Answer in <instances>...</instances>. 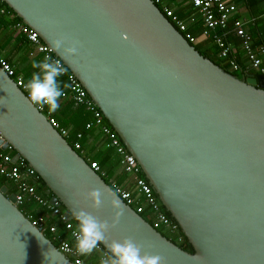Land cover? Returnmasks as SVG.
Masks as SVG:
<instances>
[{
    "label": "water",
    "instance_id": "95a60500",
    "mask_svg": "<svg viewBox=\"0 0 264 264\" xmlns=\"http://www.w3.org/2000/svg\"><path fill=\"white\" fill-rule=\"evenodd\" d=\"M1 1L80 82L194 253L123 200L110 240L132 237L165 264H264V76L225 72L151 0ZM61 36L79 42L78 55L52 47ZM9 148L71 221L83 209L113 223L106 198L98 209L84 199L111 186L0 67V150ZM7 193L0 188V264H73Z\"/></svg>",
    "mask_w": 264,
    "mask_h": 264
},
{
    "label": "built area",
    "instance_id": "2783aa9c",
    "mask_svg": "<svg viewBox=\"0 0 264 264\" xmlns=\"http://www.w3.org/2000/svg\"><path fill=\"white\" fill-rule=\"evenodd\" d=\"M165 15V17L175 26V28L184 35L191 45L198 42V38L188 30V24L174 9V5H170L171 0H151ZM194 11H196L202 19V37L212 40L213 44L219 49V58L226 61L230 70L233 72L240 71L245 77L249 71H253L259 76H264V42L255 43L252 36L246 28V22L241 19H235L231 23L233 15L238 11L237 6L229 0H188ZM3 2L0 0V5ZM1 15H8L6 9L0 10ZM195 19H192V22ZM231 24V25H230ZM230 26L232 28L230 29ZM16 31L24 35L29 42L36 46L39 53L52 57L53 60L58 58L52 51L41 41L39 35L32 31L23 22L15 24L13 27ZM232 34L240 40L241 49L248 63L247 67H243L237 63V49L234 44L229 41L228 37ZM62 63V62H61ZM63 64V63H62ZM0 67L5 73L12 78L17 86L25 93L27 98L29 93L25 88L26 83L21 77L17 76V72L10 62L0 53ZM67 74V68L63 64ZM69 93L63 96L64 99L71 97L75 106H85L87 110L94 113L95 124L90 123L87 129L90 130L94 125L100 128L103 135L107 137V148H113L120 156L122 173L127 177L124 184L110 178L108 173L104 171L98 162L91 161L92 158L87 156L88 151L83 147L82 139L84 135L78 133L75 140L71 139V133L68 129L62 128L60 124L52 117V112L47 106H36L42 112L49 123L61 134L72 148L89 164L100 177L108 180L111 187H117L121 191L122 200L132 207L139 215L147 213L151 219V225L158 231L167 232L174 237L177 243L182 244L184 239L180 236L179 225L172 221L165 213L163 206L155 194L152 186L148 183L142 174L137 160L127 151L124 144L114 132L113 129L103 124L101 112L96 110L97 106L88 96L86 90L81 86L80 82L71 74L69 76ZM35 106V105H34ZM98 109V108H97ZM13 150L9 148L7 151L0 150V176L16 187L15 206L20 210L21 207L27 208L23 215L27 218L33 227L39 230L43 235H50L53 242L57 244L58 250L67 257L73 264H88L84 256L76 252V242L71 233L75 227L64 213V209L58 203L52 204L51 198L39 193L36 185L33 183L40 177L37 172L29 165L26 159L19 157L16 162L13 161L14 156L9 152ZM131 182V183H130ZM133 185L134 189L130 190L126 185ZM130 186V185H129ZM10 194L9 188L7 196ZM29 205H33L28 207ZM38 206V209L47 211L46 214H38L37 211H31L30 208ZM37 210V209H35ZM70 225L72 227H70ZM62 226L66 234H60L59 227ZM47 237V236H46ZM175 242V244H177ZM178 245V244H177ZM101 254V258L106 253L102 245H98L95 250Z\"/></svg>",
    "mask_w": 264,
    "mask_h": 264
},
{
    "label": "clouds",
    "instance_id": "9594fccd",
    "mask_svg": "<svg viewBox=\"0 0 264 264\" xmlns=\"http://www.w3.org/2000/svg\"><path fill=\"white\" fill-rule=\"evenodd\" d=\"M50 43L61 53L63 58L78 55V41L61 36L52 39ZM66 43L68 46L65 47ZM32 67L39 71L34 72L25 85L29 93L30 104L40 107L47 106L49 110L56 111L60 107V99L65 95L58 83V77L65 72L61 60H53L52 57L45 56L42 61H34ZM102 198L109 201L115 212L113 223L109 224L106 220L101 221L83 209L74 210L73 215L77 223L71 235L76 242V252L82 256L90 255L98 245L104 243L107 252L101 258L100 264H165L164 257L145 252L143 245L137 243L132 237H126L119 241L110 240L108 233L115 227L119 217L123 214L121 191L117 187H101L84 195L86 201H91L90 207L93 209L102 206ZM70 227L72 226L70 225ZM35 234L42 240L40 235ZM45 257L49 259L48 253L45 254Z\"/></svg>",
    "mask_w": 264,
    "mask_h": 264
},
{
    "label": "crops",
    "instance_id": "0c3cea01",
    "mask_svg": "<svg viewBox=\"0 0 264 264\" xmlns=\"http://www.w3.org/2000/svg\"><path fill=\"white\" fill-rule=\"evenodd\" d=\"M229 1L233 2L238 8L237 13L233 15L230 23L235 19L244 20L247 23L246 28L248 32L250 31L255 32L257 37L254 38L255 42L257 43H260L262 41L264 42V0H229ZM169 4L174 5V9L178 14L182 12L185 17L188 18L189 16L195 17L194 23L193 22L190 23V21H188L187 24H188V30L198 38L197 44L201 45L204 49H208L211 48L212 46L213 47L216 46L213 44L212 40L210 39L205 40L201 36L202 19L199 16V14L196 11H194L188 0H171ZM179 15L182 19H184V17L181 14ZM194 24H197L198 26L196 28H192ZM197 28L200 29V32L198 34L192 32L198 30ZM231 28L232 26H230V29ZM15 32L16 31L14 30V28H9L4 33L0 34V37L4 35L1 40L2 43L0 44V52L14 67V69L17 72V76L21 77L24 80V82L27 84V82L31 79L33 73L39 71L38 69H34L32 67L33 62L42 61L44 55L37 51V49L35 48L36 46L33 43L31 42L26 43L24 41H21L20 37H17L16 34L17 32L16 33ZM228 39L230 42L234 44L235 48L237 49L236 50L237 59H239L240 65L246 68L248 63L241 49L240 40L232 34L229 35ZM212 56H215L216 60L221 62V64L227 65L226 61L219 58L218 51L216 49ZM249 74H256V73L253 71H249ZM70 99H71L70 96L67 100H64V98H62V100L60 99L59 110L62 109L63 107H66V105L69 104V102H71L72 99L71 100ZM72 137L73 135H71L72 140L76 139V137L75 138ZM85 139H86L88 152L91 154L92 158L99 157L100 160L104 161L103 170L108 173L109 177L117 180L119 183L124 184V182L127 181L128 179L122 173L121 165H120L121 158L116 153V151L114 153V151H111L109 148H107V143H108L107 137L103 136L100 130L96 128L94 129V131L92 132L90 131V134H87V137ZM111 158L112 161L109 162ZM129 185L127 184L126 187L133 190L134 189L133 185L132 186ZM13 188L16 189L14 185ZM38 210H39L37 212L38 214L47 213V211L45 210H41V209ZM59 231H60V227H59ZM99 256L101 258L100 253Z\"/></svg>",
    "mask_w": 264,
    "mask_h": 264
},
{
    "label": "trees",
    "instance_id": "16d2710c",
    "mask_svg": "<svg viewBox=\"0 0 264 264\" xmlns=\"http://www.w3.org/2000/svg\"><path fill=\"white\" fill-rule=\"evenodd\" d=\"M2 8L6 9L8 15L5 16V15H1V13H0V34L4 33L9 28H13L15 26V24L22 22V20L20 18H18L15 15V13L7 5H5L4 3H2L0 5V10ZM179 14H181L184 17V20L190 21V23L192 22V19H195L194 16H189V18L188 17H185L182 12H180ZM197 26H198L197 24H194V26H192V28H196ZM197 29L198 30H195V31H192V32L198 34L200 32V29L199 28H197ZM16 32L15 33L17 34V37H20L21 41H24L26 43L29 42L28 39L24 35H22L18 31H16ZM250 35L252 36L253 40L255 41L254 38H257L255 32L254 31L251 32ZM3 36L4 35L1 36V40H2ZM201 36H202V34H201ZM205 40H209V39H205ZM255 43H257V42H255ZM193 46L195 47V49L202 56H204L205 58L213 61L217 66H219L221 69H223L228 74H231L232 76L236 77L237 79H240V80L243 79V76L244 75L240 71H238V72H232V71H230V67L229 66L221 64V62H219V61L216 60L215 56H212L213 53L215 52V49L217 51H219L218 47H216V46L213 47L212 46L211 47L212 49L211 48L204 49L199 44L193 45ZM44 57H45V55H44ZM237 63L240 64L239 59H237ZM66 70H67V74L65 76L58 77V83L60 84V86H61V88H62V90L64 91L65 94L69 93V91H68L69 90V76L71 75L70 71L68 69H66ZM62 98H61V100H62ZM68 98H66L64 100H67ZM96 110L98 112H101L97 108H96ZM101 116L103 118V120H102L103 121V124L106 125L107 127H110L112 129V127L110 126V124L108 123V121L104 118L103 114H101ZM52 117L60 124V126L62 128L68 129L70 131L71 135H73L72 138H75L78 133H82L84 135V137L82 139V144H83V147L88 151V148H87V145H86V139L85 138L87 137V134H90V131L92 132V131H94V129L97 128V126L94 125L90 130L87 129V125L88 124H90V123L95 124V121H94V118H95L94 117V113H92L91 111L87 110V108L85 106H75L74 105V102L71 100V102H69V104H67L66 107H63L60 110L58 108L56 111H52ZM97 129H99L100 132L102 133V131H101L100 128H97ZM68 142L69 143H72L71 140H69ZM109 149L111 151H114V153H115V150L113 148H109ZM9 152L13 156L16 155V153H15L14 150H11ZM91 161L98 162V164L100 163V166H102L101 168L103 169V163H104V161L100 160L99 157H94V158H92ZM110 161H112V158L109 160V162ZM89 164H90V162H89ZM6 181L7 180L5 178H3V177L0 176V188L5 185V182ZM105 181L108 183V180H105ZM33 183L36 185L38 192L39 193H42V194H44L46 196L47 187H46L45 183L42 181V179L39 178L37 181H34ZM15 190L16 189H14V191ZM30 206H33V205H29L28 207H30ZM163 209H164V207H163ZM30 210L36 212V210L34 208H32V207L30 208ZM164 211L171 218V220L174 221L172 219V217L170 216V214L165 209H164ZM142 217L147 222L150 223V220L151 219L149 218V216H148L147 213L142 214ZM73 223H74V225H76L77 222L76 221H73ZM180 231H181V229H180ZM162 234L169 239V237L167 235H165L164 232H162ZM180 236H182L183 239H184V242L182 244L177 243L175 239L170 238V240L173 241L174 243L176 242L179 245V247H181L184 251L189 252V253H194V250H193L192 246L189 244L188 240L186 239V237L184 236V234L182 233V231L180 232ZM47 238L51 240V238L48 235H47ZM53 243H55V242H53ZM55 246H57L56 243H55ZM94 258H95V256L93 257V255H91V254L84 256V259L86 260V262L88 264H94L93 263ZM100 260H101V258H100Z\"/></svg>",
    "mask_w": 264,
    "mask_h": 264
},
{
    "label": "rangeland",
    "instance_id": "374dc122",
    "mask_svg": "<svg viewBox=\"0 0 264 264\" xmlns=\"http://www.w3.org/2000/svg\"><path fill=\"white\" fill-rule=\"evenodd\" d=\"M169 1V0H168ZM188 21H186V23H187ZM2 42H1V37H0V44H1ZM195 45H197V43L195 44ZM231 71V70H230ZM233 72V71H232ZM87 156L89 157V158H92V156H91V154L88 152L87 153ZM4 186H7L8 188H9V191H10V194H13V192H15L14 191V189H13V185L10 183V182H8V181H6L5 182V185ZM3 187V186H2ZM26 209L27 208H25V207H21L20 208V211L22 212V213H25V211H26ZM35 209H37L36 211L38 212L39 210H38V206H36L35 207ZM44 214H46V213H44ZM150 223H151V220H150ZM163 231H160V233H162ZM60 234H66V231L64 230V228L62 227V226H60ZM164 234L165 235H167L168 237H169V239L170 238H172V239H174V237L173 236H171L170 234H168L167 232H164ZM45 236H47V235H45ZM50 238H51V242L53 241V239H52V237L50 236V235H48ZM54 245H55V243H53ZM91 255H93V257L95 256V258H94V261H93V263L94 264H100V256H99V253L97 252V251H93L92 253H91Z\"/></svg>",
    "mask_w": 264,
    "mask_h": 264
},
{
    "label": "flooded vegetation",
    "instance_id": "af4514ba",
    "mask_svg": "<svg viewBox=\"0 0 264 264\" xmlns=\"http://www.w3.org/2000/svg\"><path fill=\"white\" fill-rule=\"evenodd\" d=\"M254 75H256V74H254ZM256 76H258V75H256Z\"/></svg>",
    "mask_w": 264,
    "mask_h": 264
},
{
    "label": "bare ground",
    "instance_id": "6f19581e",
    "mask_svg": "<svg viewBox=\"0 0 264 264\" xmlns=\"http://www.w3.org/2000/svg\"><path fill=\"white\" fill-rule=\"evenodd\" d=\"M194 23V22H193ZM217 47V46H216Z\"/></svg>",
    "mask_w": 264,
    "mask_h": 264
}]
</instances>
